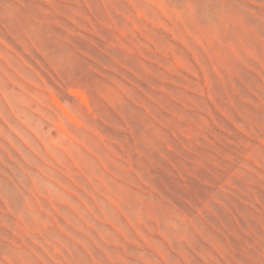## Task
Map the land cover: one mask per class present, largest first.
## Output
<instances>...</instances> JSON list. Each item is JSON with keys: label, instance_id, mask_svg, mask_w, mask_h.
Masks as SVG:
<instances>
[{"label": "rangeland", "instance_id": "1", "mask_svg": "<svg viewBox=\"0 0 264 264\" xmlns=\"http://www.w3.org/2000/svg\"><path fill=\"white\" fill-rule=\"evenodd\" d=\"M0 264H264V0H0Z\"/></svg>", "mask_w": 264, "mask_h": 264}, {"label": "bare ground", "instance_id": "2", "mask_svg": "<svg viewBox=\"0 0 264 264\" xmlns=\"http://www.w3.org/2000/svg\"><path fill=\"white\" fill-rule=\"evenodd\" d=\"M72 93H74L75 95H79L83 102L88 103V100L86 99V97L82 93L75 91V90Z\"/></svg>", "mask_w": 264, "mask_h": 264}]
</instances>
